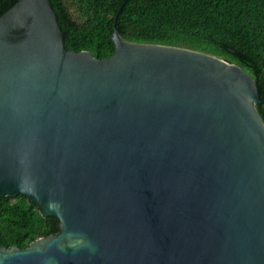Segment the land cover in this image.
Masks as SVG:
<instances>
[{"label": "water", "instance_id": "1", "mask_svg": "<svg viewBox=\"0 0 264 264\" xmlns=\"http://www.w3.org/2000/svg\"><path fill=\"white\" fill-rule=\"evenodd\" d=\"M58 21L50 0L0 18V197L60 221L0 264H264L252 76L116 25L113 57L69 51Z\"/></svg>", "mask_w": 264, "mask_h": 264}, {"label": "trees", "instance_id": "2", "mask_svg": "<svg viewBox=\"0 0 264 264\" xmlns=\"http://www.w3.org/2000/svg\"><path fill=\"white\" fill-rule=\"evenodd\" d=\"M19 1L0 0V18ZM50 1L69 51L113 57L116 25L129 42L182 47L230 60L252 76L264 100V0ZM257 110L264 121V104ZM59 224L54 216L43 217L38 205L22 195L0 197V248L26 249L57 235Z\"/></svg>", "mask_w": 264, "mask_h": 264}]
</instances>
